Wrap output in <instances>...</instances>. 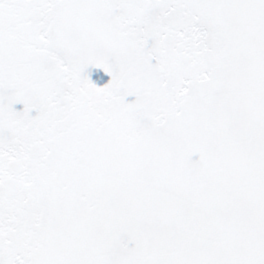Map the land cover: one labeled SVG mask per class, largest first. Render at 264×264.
Wrapping results in <instances>:
<instances>
[{"label":"snow or ice","instance_id":"snow-or-ice-1","mask_svg":"<svg viewBox=\"0 0 264 264\" xmlns=\"http://www.w3.org/2000/svg\"><path fill=\"white\" fill-rule=\"evenodd\" d=\"M0 264H264V0H0Z\"/></svg>","mask_w":264,"mask_h":264},{"label":"water","instance_id":"water-1","mask_svg":"<svg viewBox=\"0 0 264 264\" xmlns=\"http://www.w3.org/2000/svg\"><path fill=\"white\" fill-rule=\"evenodd\" d=\"M16 107H17V108H20V107H22V106H20V105H17Z\"/></svg>","mask_w":264,"mask_h":264}]
</instances>
